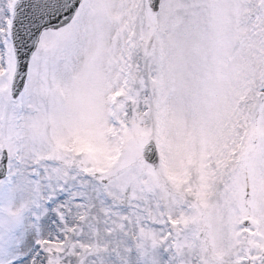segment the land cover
<instances>
[{
	"label": "snow or ice",
	"instance_id": "obj_1",
	"mask_svg": "<svg viewBox=\"0 0 264 264\" xmlns=\"http://www.w3.org/2000/svg\"><path fill=\"white\" fill-rule=\"evenodd\" d=\"M0 264H264V0H0Z\"/></svg>",
	"mask_w": 264,
	"mask_h": 264
}]
</instances>
